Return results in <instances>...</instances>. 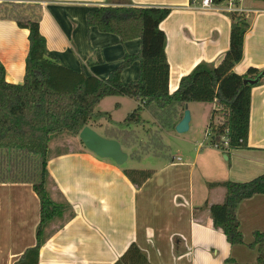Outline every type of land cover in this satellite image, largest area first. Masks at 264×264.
I'll use <instances>...</instances> for the list:
<instances>
[{
	"label": "crops",
	"instance_id": "0c3cea01",
	"mask_svg": "<svg viewBox=\"0 0 264 264\" xmlns=\"http://www.w3.org/2000/svg\"><path fill=\"white\" fill-rule=\"evenodd\" d=\"M200 2L44 0L39 3V32L45 39L49 57L59 65L105 80L125 56L138 54L140 41L120 42L114 34L87 27V15L100 7L127 3L134 7L168 8L170 14L159 28L165 35L168 90L172 94L181 78L197 65L216 67L229 49L230 14L201 10ZM237 5L248 11V29L243 38L242 59L233 72L244 75L250 67L264 71V3L238 0ZM28 46L27 30L19 29L12 20H0V63L7 83L23 82ZM139 72V62L135 61L122 71L120 82L127 85L137 81ZM105 100L114 103L113 113L122 110L124 117L138 107L136 100L126 97L104 98L97 107ZM200 104L205 103L186 104L172 128L163 132L175 131L187 110V132L197 134L201 123L195 115L203 112L205 121L206 113L210 118L215 108V103L206 104L207 107ZM147 113L145 110L142 115ZM89 128L97 133L96 128ZM128 129L138 133L135 126ZM182 141L191 146L188 155L157 157L161 163L152 168L153 175L140 188L125 177L123 171L128 168L124 164L101 159L84 145L49 154L48 184L59 200L71 207L74 216L58 222L50 234L46 233L38 264H114L132 244L150 264H255L257 250L248 245L255 232H264V194L254 195L238 205L236 217L243 244L230 246L224 235L214 229L209 213L212 205L222 202L224 190L209 188L208 184L246 183L264 174V77L250 93L247 148L228 155L214 147L207 148L198 190L194 176L203 146L189 138ZM209 153L214 155L207 158ZM30 182L14 178L0 180V264H14L36 244L39 201Z\"/></svg>",
	"mask_w": 264,
	"mask_h": 264
},
{
	"label": "trees",
	"instance_id": "16d2710c",
	"mask_svg": "<svg viewBox=\"0 0 264 264\" xmlns=\"http://www.w3.org/2000/svg\"><path fill=\"white\" fill-rule=\"evenodd\" d=\"M225 1L213 0V3L221 5ZM253 1L264 3V0ZM8 6H0V20H12L19 29L27 30L29 46L21 84L7 83L0 63V153L4 157L13 153L38 156L40 170L39 181L32 185L39 201L36 244L14 264H38L39 250L47 238V227L56 220L65 222L73 218L71 207L63 199L61 203L55 202L47 190L49 144L61 135L78 136L83 128L94 126L98 119H107L108 115L95 113L104 98L126 97L138 102V107L125 117L121 125L109 129L107 138L116 140L124 149L135 146L142 151L151 147L164 148L161 132L172 128L180 110L189 103H215L206 129L213 147L226 155L247 148L250 93L263 78L264 71L250 67L244 75L233 72L234 66L242 59L243 38L248 29L242 16L230 15L229 49L220 63L216 67L197 65L189 75L181 78L176 91L170 94L165 35L159 28L170 9L134 7L127 3L118 7H100L87 15V27L114 34L120 42L140 41L137 55L125 56L107 79L100 80L66 69L49 57L45 39L39 32L40 7L18 5L15 7L20 11H16L18 9L15 10L14 6ZM135 61L140 66L139 78L123 85L120 75ZM255 80V85L246 82ZM145 110L157 122L158 129L146 132L148 142L143 145L138 133L128 128L146 123L142 118ZM216 117H219L217 124ZM222 138H225L227 146H224ZM128 159L139 161V155L132 151ZM123 173L136 188L153 175L152 170L126 169ZM208 187L224 190L222 202L209 208L214 229L224 235L230 246L242 245L236 210L242 201L264 194V174L246 183L225 182L208 184ZM248 247L257 250L255 264H264V232H255ZM114 264L150 263L132 244Z\"/></svg>",
	"mask_w": 264,
	"mask_h": 264
},
{
	"label": "rangeland",
	"instance_id": "374dc122",
	"mask_svg": "<svg viewBox=\"0 0 264 264\" xmlns=\"http://www.w3.org/2000/svg\"><path fill=\"white\" fill-rule=\"evenodd\" d=\"M42 1L44 0H0V6L10 5L14 6V9L16 10L18 8H16L15 6L18 5H20L21 7H25L27 5H36L37 7H41L39 3H41ZM16 11H20V9ZM113 104L114 103H112L111 100H105L104 102H102L101 106L96 107L95 109L96 114L108 115L107 119L100 118L98 119L96 124L92 126V128H96L97 134L105 139H108L107 137L110 135L109 129L117 128L118 122H122L125 118V115H123L124 112L122 110L116 113L112 112L114 108ZM203 105L207 107L206 104H202L201 106ZM202 114L203 112H200V114H196V117H194L199 119V122L201 123V128L195 135H192L191 132L187 131V133H178L175 128V131L171 130L169 132H161V142L164 145V148L151 147L147 151H142L139 146H135L129 151L122 149L123 154L129 155L132 151H135L137 155H139V161H132L128 159L124 163L125 167L128 169L135 170H152L153 167L157 168L159 166L158 164L161 163V161L156 159L160 155H167L168 157L188 155L191 146L183 143L182 138H189L194 142H200L203 146L202 154L199 156L197 161V169L194 176L195 188L196 190H198L200 184V169L202 167L203 161L206 160L205 154L207 153L206 151H208L207 148L213 147L210 144L209 139L205 136L207 126L210 122V118L208 117V113H206V119L205 121H203ZM142 117L147 121L152 120L154 122L150 123L146 121V123L140 126H136L138 128V135L141 144L144 145L148 142V131H154L156 128H158V124L154 119L150 118V115L148 113L143 114ZM218 122L219 117H216L215 123L217 124ZM154 125H156V127ZM153 126L155 127V129L153 128ZM145 134L147 135L145 136ZM74 138H76L75 141L72 140V137L66 135H61L53 138L49 144V154L56 155L78 148V146L83 147V144L79 141L78 136H75ZM213 155V153H209L207 158ZM210 162H212V159H210ZM39 172L40 170L38 156H23L22 154L18 155L16 153H13V155L4 157L0 153V180L11 178L17 180H30V184L33 185L34 183H37L39 181ZM47 190L49 191L50 196L51 198H53L54 201H56L57 203H61V201L55 194V191L52 190L50 184L47 185ZM58 222L62 221L58 220L55 221L54 224L49 225L47 227L46 233L50 234L53 231V228L57 227Z\"/></svg>",
	"mask_w": 264,
	"mask_h": 264
},
{
	"label": "water",
	"instance_id": "95a60500",
	"mask_svg": "<svg viewBox=\"0 0 264 264\" xmlns=\"http://www.w3.org/2000/svg\"><path fill=\"white\" fill-rule=\"evenodd\" d=\"M261 77H264V73H262ZM246 82L250 85H255L257 80ZM188 122L189 113L185 110L184 118L176 126V131L178 133L186 132L188 130ZM78 138L87 150L91 151L101 159H109L120 166L128 160V155L122 153V148L116 140L105 139L89 127L83 128L79 133Z\"/></svg>",
	"mask_w": 264,
	"mask_h": 264
},
{
	"label": "built area",
	"instance_id": "2783aa9c",
	"mask_svg": "<svg viewBox=\"0 0 264 264\" xmlns=\"http://www.w3.org/2000/svg\"><path fill=\"white\" fill-rule=\"evenodd\" d=\"M237 1L238 0H226L223 3L222 8L217 9L215 7L216 5L213 3V0H201L199 8L201 10H219L221 12H225L230 15L235 14L237 16H242L246 20V15L248 14V11L238 6ZM205 136L210 140L209 133L206 132ZM222 141L224 142V146H227V143L225 142L226 141L225 138H222Z\"/></svg>",
	"mask_w": 264,
	"mask_h": 264
}]
</instances>
